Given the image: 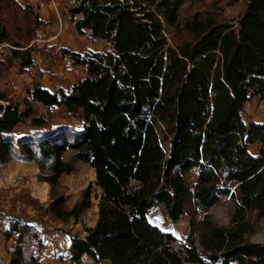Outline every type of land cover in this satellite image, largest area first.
<instances>
[{"label":"trees","instance_id":"trees-1","mask_svg":"<svg viewBox=\"0 0 264 264\" xmlns=\"http://www.w3.org/2000/svg\"><path fill=\"white\" fill-rule=\"evenodd\" d=\"M233 1L241 5L236 19L216 1L74 0L68 15L77 35L89 32L109 49L61 50L84 74L70 90L35 83L22 104L0 92V166L47 169L51 222L77 223L92 206L91 186L71 209L56 191L73 171L63 155L73 152L95 172V223L70 237L71 263L264 264V241L248 240L264 223V123L242 119L248 102H264V0ZM43 25L30 4L0 0V81L12 67L33 66L28 44ZM51 108L82 130L52 128ZM26 124L33 132L17 135ZM255 143L256 156L247 149ZM223 199L233 203L227 227L209 215ZM159 205L171 221L191 215L180 250L147 218ZM29 219L9 215L6 228L0 221V237L12 240L6 264H40L45 245Z\"/></svg>","mask_w":264,"mask_h":264},{"label":"rangeland","instance_id":"rangeland-1","mask_svg":"<svg viewBox=\"0 0 264 264\" xmlns=\"http://www.w3.org/2000/svg\"><path fill=\"white\" fill-rule=\"evenodd\" d=\"M218 2L224 7V15L228 19H236L241 12V5L233 0H207ZM22 5L30 4L39 18L44 22L43 26L36 28L34 38L28 44L31 48L33 66L24 72L12 67L0 81V92L7 99L22 104L27 98V91L35 83L44 81L52 92L63 89L70 90L73 84L84 77L82 70L72 65L68 59L62 56L61 50H73L80 54L89 52H105L109 46L104 41H93L89 38V32L84 36H78L74 22L70 21L68 10L74 5V0H18ZM77 19V18H75ZM6 46L0 48V55L4 54ZM85 51V52H84ZM47 108L36 105V111L41 114L47 113ZM52 115L51 127L73 126L76 131L82 130V123L78 120L65 117L62 110L49 109ZM243 122L258 124L264 123V102L254 98L244 107ZM29 125L20 126L15 130L17 135H25L33 132ZM250 154H258V144L248 146ZM65 162L72 163L73 171L69 175H62L58 181L56 191L65 198V206H72L81 200L84 191L91 188L92 206L87 210L77 223L58 224L51 222L45 214V209L50 203V187L42 181L47 176V169L40 170L34 162L9 161L0 166V221L1 226L6 228L9 215L19 214L29 217L34 225L41 231V237L45 249L39 253L40 264H73L70 262L69 244L70 237L75 234L84 235L85 227H92L96 219L95 172L93 169L80 161L73 160V152L67 151L63 155ZM233 212V203L229 199L221 200L209 211L212 221L218 226L227 227ZM202 214L196 213L197 221L201 220ZM147 218L150 223L165 232L174 235L176 242L175 250H180L188 244L191 215H183L177 221H171L163 205L152 208ZM254 243L264 241V223L256 222L255 233L248 237ZM12 240L6 242L0 237V264H6L9 260L8 250ZM79 264H95L90 259L83 257ZM99 264H109L101 262Z\"/></svg>","mask_w":264,"mask_h":264},{"label":"crops","instance_id":"crops-1","mask_svg":"<svg viewBox=\"0 0 264 264\" xmlns=\"http://www.w3.org/2000/svg\"><path fill=\"white\" fill-rule=\"evenodd\" d=\"M71 52H75V53H77L76 51H73V50H71ZM85 52V51H84ZM69 61V60H68ZM39 85L42 87V88H44V89H47V90H49V91H51L52 92V90H51V88L49 89V87H47L45 84H44V81H40V83H39ZM33 86V85H32ZM32 86H31V88H30V90L32 89Z\"/></svg>","mask_w":264,"mask_h":264},{"label":"built area","instance_id":"built-area-1","mask_svg":"<svg viewBox=\"0 0 264 264\" xmlns=\"http://www.w3.org/2000/svg\"><path fill=\"white\" fill-rule=\"evenodd\" d=\"M2 47V46H1Z\"/></svg>","mask_w":264,"mask_h":264}]
</instances>
